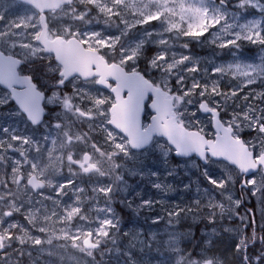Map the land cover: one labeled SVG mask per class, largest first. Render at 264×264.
Here are the masks:
<instances>
[{
	"label": "rangeland",
	"instance_id": "obj_1",
	"mask_svg": "<svg viewBox=\"0 0 264 264\" xmlns=\"http://www.w3.org/2000/svg\"><path fill=\"white\" fill-rule=\"evenodd\" d=\"M73 2V7L78 5V0ZM246 3L254 6L239 8L237 0H228L227 15L219 24L205 27L197 36L184 34L187 22L182 23L180 29L167 32L160 22L135 26L131 16L127 25L116 20L105 24L103 17L93 15L80 21L73 18L74 13L51 19L54 24L62 25L60 32L53 28L51 31L55 30L53 37L77 38L83 46L100 51L112 61L116 59L130 70L145 71L155 85L173 97L177 119L181 118L183 123L193 122L192 129L197 131L195 123L198 122L205 127L201 134L211 138L210 119L197 109L199 96H193L190 103L181 106L176 96L183 95L184 86L190 87L193 82L200 83L202 88L218 83L219 91L229 97L236 91L238 95L219 109L221 114L227 113L223 121L226 126L230 125L232 113L242 114L248 104L264 107L254 100L259 91L252 89L256 84L255 75L249 72L242 76L235 67L264 66V46L244 40L232 46L236 33L241 31L240 25L254 27V35L264 30V0H246ZM27 6L16 0H0V45L12 55H21L24 60H50L39 48L33 49L34 35L25 34L33 27L35 18L33 10ZM256 22L259 25H255ZM226 23L236 27L221 33L220 29L225 28ZM95 31H100L102 38H95ZM218 36L223 40H217ZM221 43L229 47H220ZM23 44L29 45L26 53L16 46ZM137 48L138 53L133 55ZM211 48L219 52H213ZM53 69L54 66H47V72L51 73ZM225 80L227 83L221 90ZM88 85L73 88L78 89L83 98L93 101L97 116L92 114V117L96 116L99 122L89 121L88 117V121L80 120L86 130L80 124L77 130L56 129L60 130V140L51 134L46 124L32 131L24 121L18 122L16 118L15 123L6 124L5 120L12 116L9 111L4 114L0 140L13 143L10 137L16 135L24 147L28 145L30 165L25 175L42 172L40 176L46 185L44 191L35 195L29 191L28 197L22 200L24 211L34 207L40 212V219L34 222L31 231L45 242L39 247H33L31 243H26L23 248L14 245L9 249L11 258L19 264H264V227L260 226L264 223L261 216L264 199L253 195L250 188L238 187V172L223 162L209 160L203 166L194 158L175 159L162 139L154 140L143 151L129 150L123 136L108 125L112 99L104 92L90 91ZM243 96H248V100L241 99ZM214 100L225 103L219 95ZM58 115L55 113L54 117ZM146 124L147 119L144 126ZM240 126L237 119L231 127ZM20 127L24 128L23 136L19 135ZM242 132L246 141L257 137L251 128H242L240 135ZM95 134L99 141H95ZM82 142L95 144L100 153L105 142L109 145V151L116 154L114 161L118 167L113 178H91L87 174V179L74 178L77 170L70 165L72 159L65 157L64 164L60 149L67 145L72 150H86ZM102 157L101 153L96 158ZM103 162L108 164L107 159ZM33 164L37 166L35 169ZM64 166L66 171L73 173L72 176L63 173ZM256 175L259 179V174ZM228 177L233 179L229 182ZM213 180L224 187L213 185ZM236 200L240 201V212H255V229L240 226L241 220L235 216ZM73 207H78L79 211L76 217L68 220L63 213ZM177 208L191 211H182L179 217L171 215ZM42 226L47 229L44 233L39 231ZM53 233L61 239H56ZM49 236L53 237L51 245L47 243ZM72 236L78 237V248L72 247ZM87 236H91V243L96 245L94 248L84 245ZM242 239L247 240V245L243 251H238ZM93 250L97 252V259L90 253Z\"/></svg>",
	"mask_w": 264,
	"mask_h": 264
},
{
	"label": "snow or ice",
	"instance_id": "obj_2",
	"mask_svg": "<svg viewBox=\"0 0 264 264\" xmlns=\"http://www.w3.org/2000/svg\"><path fill=\"white\" fill-rule=\"evenodd\" d=\"M211 0H78V5L73 7L71 3L66 2V0H40V2L35 3V7L44 11V15L39 17V19L33 18L32 23L35 27L32 29L34 32V39L36 41L35 46L32 45L33 49L43 47L41 44V38L45 31L49 30L51 25L49 23L50 19L62 18L65 15H70L74 13L73 18L84 21L87 18L95 15L97 18L103 17L105 24L112 22L113 20L120 21L124 24H128V17H133V25L143 26L152 25L154 22H160L165 25V31L171 32L180 29L181 24L187 22V31L184 33L186 35L197 36L203 29L208 25H217L220 20L227 15L226 9L228 8V0H216L215 5L209 6ZM245 6H254L246 3V0H237V7L244 8ZM49 12L52 16H49ZM177 20L180 23H177ZM207 22V23H205ZM255 25H259L256 22ZM236 27L235 24L226 23L225 28L220 29V32L225 31L230 32L232 28ZM241 31L236 33L234 37V45L237 46L238 42L244 40L251 44H259L264 46V30H259V35H254L256 31L254 27H249L248 24L240 25ZM216 29V28H213ZM212 29V30H213ZM95 38H102V33L100 31H95L93 33ZM217 40L220 37H217ZM101 42H104L101 40ZM164 43V41H162ZM22 47H29L28 44L21 45ZM220 47H229V45L221 43ZM138 48L133 50V55L138 53ZM18 61L13 60L11 57L5 58L0 56V84H7L8 87H12L13 83H25L18 77L16 72V65ZM153 66L156 65V61L153 60ZM181 63H183L181 61ZM236 71L242 75L246 76L249 72L255 75L256 84L264 83V66L260 67H248L236 65ZM195 71V69H192ZM182 83V81L180 82ZM219 84L214 83L211 86L205 85L203 88L200 83L193 82L190 87L184 86L183 95H177L176 99L182 104L190 103L193 96H199L200 101L198 108L201 112L209 114L211 123L212 119H216V127L208 128V131L215 134V131L221 130L220 125L225 120V115L227 113L221 114L219 109L226 106L230 102L231 98L236 97L238 93L233 91L229 97L227 94L219 91ZM250 86V85H245ZM157 93L159 90H155ZM217 95L224 98L225 103L220 104L214 100ZM248 96H243L241 99L248 100ZM17 100L25 108H29L30 105L38 104L36 95L31 91V86L29 89L23 93H15L13 98ZM169 100L173 97L169 96ZM255 101H259L264 104V90H259L256 92ZM159 101V95H158ZM65 107L70 108L71 105L65 102ZM153 111L151 120L154 122L161 119L158 113L160 112V106L158 102H151L147 104ZM156 113V114H154ZM140 118L142 121L148 119V114L146 112V101L143 103L142 111L140 112ZM169 120L175 122L176 124H182V126L189 132L193 128V122L183 123L184 120L177 119L176 113H169ZM237 119L240 121V127H233L232 134L236 136L235 145L228 137L227 133L225 136L221 137L219 143L226 149L231 150L233 146L239 147L241 149H250L247 153L250 160L252 161L242 172L240 169L231 165L236 172H239L238 183L242 184L245 188H250L253 195H259L264 199V107H257L253 104H248L242 114L233 112L231 117H229L230 125H235ZM38 122L36 118L33 119V123ZM246 122V123H245ZM59 127V125H56ZM198 126V131L200 133L204 132L205 127L200 126L198 122L195 123ZM242 128H251L257 133V137L253 141H246L240 135V130ZM16 135H12L10 140L13 143H8V141L0 140V171L4 173L3 178H0V202H3L0 206V264H13V259L10 256L9 249L14 245H19L21 248L26 243H31L33 247H39L45 241L41 238H37L32 234L31 228L35 221L40 219V212L36 208H32L31 211H24L22 208V200L28 197V193L33 189H43L44 184L35 175H29L27 178L25 176V165L23 163V152L18 146L16 141H18ZM147 141H145L146 143ZM27 144V141L24 142ZM204 142L201 141V144ZM7 144V148H5ZM171 144L175 145L178 151L185 153L196 152L201 157L215 155L216 144H208L207 147L213 149L212 153H208L201 149L200 144H193L189 137L179 135L171 140ZM138 144L135 145L137 147ZM18 154L17 159H10L9 153ZM259 163H256V162ZM6 162L7 165H6ZM229 164H226V166ZM37 166L32 165L35 169ZM87 171V169H85ZM259 174V179L257 175ZM43 173L41 172L40 175ZM233 179V178H232ZM231 179V180H232ZM228 177V181H231ZM213 185L217 187H224L223 184H218L215 180L211 181ZM227 183V182H226ZM62 191V188H61ZM83 191V189H82ZM110 192V189H108ZM199 203V201H197ZM241 207L240 201L236 200L235 204V216L241 220L240 226L250 227L255 229V212L247 211L240 212ZM79 211L78 207H73L71 209L65 210L63 216L72 220L77 216ZM182 211H191V209H179L171 213L176 217H179ZM55 215V213H53ZM262 220H264V210L261 212ZM214 222V218L212 220ZM106 224L111 225V221H105ZM261 227H264V223H261ZM39 231L44 233L46 230L42 226ZM27 233V237L25 236ZM254 234V233H253ZM55 236V233H53ZM56 239H61L60 236H55ZM52 236H49L47 243L51 245ZM73 248H78L76 241L77 236L71 237ZM83 243L89 248H94L96 245L89 244L87 240ZM247 245V240L242 239L238 246V251H243ZM83 251V249H80ZM23 255V253H21ZM246 259V257H245ZM15 264H19V261H15Z\"/></svg>",
	"mask_w": 264,
	"mask_h": 264
},
{
	"label": "water",
	"instance_id": "obj_3",
	"mask_svg": "<svg viewBox=\"0 0 264 264\" xmlns=\"http://www.w3.org/2000/svg\"><path fill=\"white\" fill-rule=\"evenodd\" d=\"M16 1L30 6L39 14V17L43 16L44 11L35 7V3L40 2V0ZM213 1L214 0H211V2ZM66 2L72 4L73 0H66ZM41 44L43 45L41 48L44 52L52 55L53 60L61 66L60 75L63 77V80H67L75 75L83 76L81 78L94 76L89 74L87 75V71L91 68L103 70L105 73L115 75L114 77L117 79V86L111 90L114 96V103L109 109V125L113 130L120 133L123 138H125L127 147L131 151H142L146 149L155 138H159L164 140L167 146L171 148L173 151L172 157L175 159H189L194 157L199 164L203 166L207 164L208 160L223 162L225 164H229L228 166L230 167H232L231 165H235V167L240 169L241 172L252 162L247 155V153L250 152L249 149H241L233 146L231 150H228L219 143L220 138L225 136V133H227L228 137L233 142V145H235L236 137L232 134L231 126H226L222 123L220 125L221 130L215 131L212 138H207L205 135L196 130L191 129L189 132L182 126V124L178 125L175 122L170 121L168 118L169 113L174 112L173 99L169 100L168 97L170 95L168 93L147 81L139 72L133 71L126 73L125 70L118 64H107L105 59L96 50L84 48V46L75 38L63 39L61 37H55L53 39H47L45 31L41 38ZM0 56H3L5 61H7L8 57H11L4 55L1 52ZM11 58L18 61L16 68L22 64L20 60L14 57ZM25 81L28 82L27 80ZM0 86L7 88L10 91L7 84H0ZM154 89L159 90V92L157 93ZM123 91L127 92L125 97H122ZM14 94L15 93L11 92V99ZM147 96L151 97L150 103H159L160 112L158 115H160L161 119L156 122L151 120L153 111L150 107H148L151 116L149 117L147 124L143 127L142 119L139 114L142 111L143 103L147 99ZM12 101L19 106L31 124L35 125L40 122L42 116L41 112L36 114L33 110L25 108L17 100L12 99ZM198 111L203 116H209V114L201 112L199 108ZM34 118H36L38 122L33 123ZM211 127L214 131L216 127L215 117L210 123V128ZM179 135L189 137L193 144H200L201 149L208 153H212L213 149L207 147V145L216 144L217 147L215 149V155L212 157L207 155L201 157L194 151L191 153L178 151L175 148V145L171 144V140ZM145 141L147 142L145 143ZM201 141L204 143L201 144ZM136 144H138L137 147H135ZM256 163L259 162L257 161ZM238 174L240 173L238 172ZM239 188L246 189L242 184H239ZM38 190L41 189H33L32 191L35 192ZM85 240L91 244V237H87Z\"/></svg>",
	"mask_w": 264,
	"mask_h": 264
},
{
	"label": "flooded vegetation",
	"instance_id": "obj_4",
	"mask_svg": "<svg viewBox=\"0 0 264 264\" xmlns=\"http://www.w3.org/2000/svg\"><path fill=\"white\" fill-rule=\"evenodd\" d=\"M27 7H30V6H27ZM33 13L35 15V18L39 19V14L35 12L34 10H33ZM49 16L50 17L52 16L51 12H49ZM62 22L65 25L66 22L64 21ZM68 22H70V20H68ZM49 23L51 27L49 30L46 31L47 39L61 37V36L53 37L52 35L55 34L54 32L55 30L57 32H60V30L62 29V25L54 24L55 22L52 21L51 19ZM34 27L35 25H33V27L30 28L29 32L25 31V34L27 36L29 34L34 35V32L32 31ZM52 28L55 30L51 31ZM68 38H65V39H68ZM33 41H34V44H36L35 39H33ZM16 46H18L17 48H19V50H22V53L24 52L26 53V51H29L28 47H22L21 45H16ZM84 48H87V47L84 46ZM39 49L45 55L49 56L51 59L50 60H36V59L24 60L25 58L22 57L21 55H12L8 53L7 50H4L3 46L0 45V52L2 54L14 57L22 62V64H20L16 68V72L18 74V77L21 80L28 81V82L25 81V83L23 84L13 83L12 87H9L10 91L7 88H3L2 86H0V126H3L4 114L9 111L10 116H12V118L6 119L5 120L6 124L15 123L16 119L18 120V122L19 120H21V122L24 121L27 128L32 131L38 128H42V125L46 124L47 125L46 128L50 130L51 134L60 140V136H61L60 130H56V129H60L64 127V130H68V131L77 130L80 124L82 128L86 130L84 124L80 123V120L84 119L83 121L89 120L92 122H99V120H97V117H96L97 110L95 109L93 101H91L90 99L83 98L82 97L83 95L80 94V91L78 89L75 91L73 86L83 87V86H87L88 84H90L88 85L90 87V91L97 92L98 90V91L104 92L107 94L109 99L110 98L112 99V104L110 105L111 107L114 103V96L111 90L116 88L117 86V82H116L117 79L114 77L115 75L105 73L103 72V70L91 68L87 71V75L89 74V75H94V76H91L89 78H81L83 76L75 75V76L68 78L67 80H63V77L60 75L61 66L53 60L52 55L45 53L41 47ZM98 53L105 59L107 64L115 63L121 66L119 62H116L117 61L116 59L112 61L111 60L112 58L104 57V55L100 51H98ZM47 66H54V69L51 71V73L47 72ZM121 67L124 68L126 73L134 71V72H139L140 74H142L138 70H130L126 66H121ZM143 77L147 79L145 76ZM149 81L152 82L151 80ZM29 86H31V91L36 95V99L38 100V104L30 105L29 109L33 110L36 114L38 112L42 113L40 122L35 125L29 122L26 115L21 111L19 106L16 103H14L11 99V92L23 93L29 89ZM126 94L127 92L123 91L122 97H125ZM66 101L67 103L71 105L70 108L65 107ZM145 101H146V112L148 114V119H149V117L151 116V113L149 111V108L147 107V104L150 103L151 97L147 96V99ZM103 107L104 106H102L101 109H103ZM109 109H108V125H109ZM55 113H59V115L57 117H54ZM92 114H96L95 118L92 117ZM88 117L89 119L87 120ZM205 117L210 119V117L208 116H205ZM148 119H147V122H148ZM144 122L145 121H142L143 126H144ZM56 125H59V127H57ZM18 131H19V135L23 136L24 128L20 127ZM1 135H2V131H0V138L2 137ZM95 137H96L95 141L100 140L98 135L95 134ZM81 138L85 139L83 135H81ZM21 141L22 140L20 139L16 141V143L18 144V146L23 152V163L25 165V170H27L30 165L29 155L26 149L28 148V145H25L24 147L21 144L22 143ZM69 141L70 140H68V142ZM82 144L85 145L86 143L82 142ZM108 147L109 145L105 142L104 143L105 150L102 149L101 151V153L103 154V157L100 159L96 158L97 154H99L100 156L101 153L99 150L97 151V146L95 144L85 145L86 150L84 149L83 150H75V149L72 150L70 149L71 148L70 146L62 145V149H60V153H61V157H62L64 164L67 161L65 157L69 156L72 159V161L70 162V165L72 169L77 170L75 173L77 177L75 175H74L75 177L73 176L76 179L77 178L87 179L86 178L87 175L90 176L91 178H102V177L113 178L116 174V171L118 170L117 164L114 161L116 154L110 152ZM5 148H7V146H5ZM104 151H105L106 157L104 156ZM8 155L9 157L14 158V159L19 158L18 154L16 153L10 152ZM106 159L108 160V164L103 162ZM7 163L8 162H6V165ZM104 164L107 165L105 170L103 168ZM85 169H87V171H85ZM62 171L65 175H71V176L73 175L72 172L66 171L65 166L62 168ZM29 175H35L40 181L43 182L42 177L38 175L37 173L29 172L28 174L25 175L26 178ZM3 176H4V173L0 171V178H3ZM45 189H46V185L44 183V188L42 190H38L35 192L30 190V192L35 195V194H38L39 192L44 191ZM2 204L3 202H0V206H2Z\"/></svg>",
	"mask_w": 264,
	"mask_h": 264
},
{
	"label": "trees",
	"instance_id": "obj_5",
	"mask_svg": "<svg viewBox=\"0 0 264 264\" xmlns=\"http://www.w3.org/2000/svg\"><path fill=\"white\" fill-rule=\"evenodd\" d=\"M211 51H213V52H219V50H217V49H215V48H211L210 49ZM142 59H145L144 57L142 58ZM138 71H140L142 74H143V76H145L147 79H149V75L148 74H146V72L145 71H142V70H140V69H138ZM150 80V79H149ZM227 80H229V79H227ZM227 80H225L224 82H223V84H222V86H221V90H223V88H224V85H225V83H227ZM152 81V80H151ZM153 83H154V81H152ZM230 82H233V83H235V81H230ZM228 83H229V81H228ZM227 86V85H226ZM259 89V90H264V83H259L258 85L257 84H255V85H253L252 86V89ZM259 104L260 105H262V106H264V104H261L260 102H259ZM243 136H245V133H241V137L242 138H244ZM245 139V138H244ZM245 140H247V139H245ZM123 208L125 207V203L124 202H122V205H121ZM108 244H110V243H108ZM107 248L108 249H110V251L112 250V248L110 247V246H107ZM90 253H92L95 257H96V259H97V252H96V250H93V251H91ZM98 262V261H97Z\"/></svg>",
	"mask_w": 264,
	"mask_h": 264
},
{
	"label": "clouds",
	"instance_id": "obj_6",
	"mask_svg": "<svg viewBox=\"0 0 264 264\" xmlns=\"http://www.w3.org/2000/svg\"><path fill=\"white\" fill-rule=\"evenodd\" d=\"M47 231V229H45ZM25 236L27 237V233H25ZM30 243V241H29ZM13 264H15V260H13Z\"/></svg>",
	"mask_w": 264,
	"mask_h": 264
}]
</instances>
